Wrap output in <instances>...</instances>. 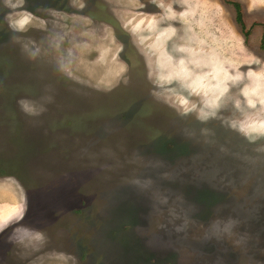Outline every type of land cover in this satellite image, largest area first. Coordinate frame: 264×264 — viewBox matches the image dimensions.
<instances>
[{"label":"rangeland","instance_id":"1","mask_svg":"<svg viewBox=\"0 0 264 264\" xmlns=\"http://www.w3.org/2000/svg\"><path fill=\"white\" fill-rule=\"evenodd\" d=\"M0 264H264V0H0Z\"/></svg>","mask_w":264,"mask_h":264},{"label":"trees","instance_id":"2","mask_svg":"<svg viewBox=\"0 0 264 264\" xmlns=\"http://www.w3.org/2000/svg\"><path fill=\"white\" fill-rule=\"evenodd\" d=\"M233 6L236 10L235 21L240 25L241 28H243L242 16H241V13L239 11V6L237 4H234Z\"/></svg>","mask_w":264,"mask_h":264},{"label":"bare ground","instance_id":"3","mask_svg":"<svg viewBox=\"0 0 264 264\" xmlns=\"http://www.w3.org/2000/svg\"><path fill=\"white\" fill-rule=\"evenodd\" d=\"M165 1V0H164ZM172 1V0H171ZM163 2V1H162ZM177 2H178V0H177ZM180 2V1H179ZM186 2V1H185ZM176 3V2H175ZM159 4V3H158ZM172 4V3H171ZM189 5V4H188ZM161 7V6H160ZM165 9V8H164ZM173 10V9H172ZM189 10V9H188ZM175 11V10H174ZM158 12V11H157ZM171 12V11H170ZM180 12V11H179ZM173 14V13H172ZM147 15V14H146ZM149 15H151V14H149ZM153 16V15H152ZM158 16V15H157ZM177 16L178 15H176V18H177ZM179 16H181V15H179ZM147 17H148V15H147ZM150 18H151V16H150ZM154 18V17H153ZM147 20H148V18H147ZM162 21V20H161ZM143 22H144V19H143ZM147 22H149V21H147ZM157 22V21H156ZM155 23V22H154ZM160 23V22H159ZM156 24V23H155ZM187 24V23H186ZM185 24V25H186ZM164 29V28H163ZM189 30H191L190 28H189ZM163 31V30H162ZM155 32V31H154ZM175 32V31H174ZM176 33V32H175ZM164 34V33H163ZM189 34V33H188ZM165 35H168L167 33H165ZM161 39H162V37H161ZM192 41V40H191ZM190 41V42H191ZM165 43V42H164ZM191 45V44H190ZM189 46V45H188ZM190 49V48H189ZM178 50V49H177ZM180 50V49H179ZM180 52V51H179ZM178 52V53H179ZM189 52V51H188ZM183 55V54H182ZM219 61V60H218ZM196 62V61H195ZM192 64V63H191ZM216 65V64H215ZM173 67V66H172ZM175 68V67H174ZM227 72V71H226ZM258 75V74H257ZM257 79V78H256ZM201 81V80H200ZM240 81V80H239ZM201 83V82H200ZM205 85V84H204ZM246 88V87H245ZM245 94V93H244ZM5 214V213H4Z\"/></svg>","mask_w":264,"mask_h":264}]
</instances>
